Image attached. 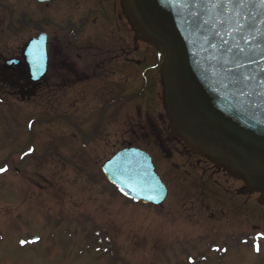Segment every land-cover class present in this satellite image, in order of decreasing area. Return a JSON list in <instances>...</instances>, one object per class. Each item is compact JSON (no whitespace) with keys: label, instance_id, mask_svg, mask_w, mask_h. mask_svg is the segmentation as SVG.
I'll return each instance as SVG.
<instances>
[{"label":"rangeland","instance_id":"374dc122","mask_svg":"<svg viewBox=\"0 0 264 264\" xmlns=\"http://www.w3.org/2000/svg\"><path fill=\"white\" fill-rule=\"evenodd\" d=\"M10 1L15 6L16 0ZM10 17L9 13L4 14L3 27L8 21L16 25L14 15L12 20L8 19ZM122 24L126 32L121 43L125 53L120 59L124 60L134 42L127 23ZM110 27L105 29L110 30ZM5 32L12 34L0 31V54L9 57L29 36L25 38L27 31L22 29ZM108 41L105 44L111 51L112 43ZM136 46L139 49V45ZM114 56L109 52L104 59L111 61ZM151 59L156 60L154 51ZM107 66L104 64V70ZM150 75L147 73L145 79L149 81ZM108 77L105 84L111 94L120 91L119 86H126L127 79L123 76ZM6 88L0 84V167L6 169L0 172V264H185L182 262L190 256H183L184 246L185 251L209 252L211 245L217 246L214 261L205 259L199 263L195 260L193 264H264V243L256 241L260 244L257 253L251 248L255 242L253 237L259 234L264 237V206L256 205V196L248 199V205L243 208V202L235 197L237 203L226 211L230 219L208 220L206 217L204 227L194 218L187 220L188 206L197 203L194 195L202 192H193V188L204 185H199L197 178L202 175L198 173L190 178L189 184L182 180L184 171H192L185 166L178 169L182 155L186 154L183 147L178 157L170 156L166 160L169 152L161 158L153 142L139 144L158 157L155 162L158 173L169 191L167 201L160 208L133 204L105 180L100 167L115 152L129 146L131 127L127 124L130 120L141 123L147 107L137 108L136 113H140L137 118L130 115L129 105L119 103L120 98L107 100L114 95H104V104L117 103L112 104L116 107L111 111L110 107L105 108L104 127H101L100 102L89 106L80 118L72 121L69 114L67 119L58 121L60 127H49L53 122L46 116L43 118L39 107L41 98L17 104L8 96L10 89L7 93ZM143 89L144 86L141 91ZM160 110L159 105L158 115L163 117ZM63 112L65 116L70 110ZM85 123L95 126L81 127ZM61 124L69 127H61ZM163 139H167L166 136ZM165 146L174 151L177 145L167 143ZM192 163L196 165L195 158ZM208 175L211 173L204 179L207 180ZM225 176L218 178L222 182ZM209 180L214 182L211 176ZM240 187L241 182L233 183V188ZM220 188L215 191L222 199L227 187L223 184ZM206 204L213 207L211 201ZM248 228L252 240L243 248L238 240L246 239L244 234ZM235 234L239 237L231 239ZM213 237L218 244L211 243ZM31 238L33 245L28 244ZM19 239L26 243L24 247ZM225 250L226 255H223Z\"/></svg>","mask_w":264,"mask_h":264},{"label":"water","instance_id":"95a60500","mask_svg":"<svg viewBox=\"0 0 264 264\" xmlns=\"http://www.w3.org/2000/svg\"><path fill=\"white\" fill-rule=\"evenodd\" d=\"M120 7L135 40L163 59L162 107L172 133L264 198V0H120ZM26 61L37 82L43 41L29 43ZM101 171L134 202L166 199L141 151L122 150Z\"/></svg>","mask_w":264,"mask_h":264},{"label":"flooded vegetation","instance_id":"af4514ba","mask_svg":"<svg viewBox=\"0 0 264 264\" xmlns=\"http://www.w3.org/2000/svg\"><path fill=\"white\" fill-rule=\"evenodd\" d=\"M10 3H12L10 0H0V31L22 29L27 33L30 30L35 31L37 36L44 35L46 38L47 67L41 80L37 83H31L22 60L24 45H19L15 50L12 49L14 52L9 57L0 54V84L7 87V93L9 92L7 89H10L8 96L14 99L17 104L20 103L19 101L24 104L26 99V101H29L32 98H41L39 107L42 109L43 118L46 115L52 116L50 120L53 123L49 127H60L58 121H60L61 114H64L62 112L67 109L73 113V116L80 118L79 116H84L85 112L89 110V106L95 102H100L98 108L101 107L102 109L101 127H104V95L111 94L105 84L107 78L110 79L108 76L121 75L128 81L133 82L139 75L140 79H143L141 88L144 86L141 91L142 99H140L139 104H135V102L128 103L130 114L134 113L139 118L138 114L140 113H136V111L137 108H143V106L147 107L148 111L141 117V123L130 120V123L127 124V127H131L129 130L131 140L127 141V144H134L135 147H138L142 142H153L159 150L161 158L165 157L162 156L165 152H169L164 158L166 160L170 156L173 158L179 155L178 152L182 145H180L178 139L162 128L167 126L164 124L162 117L158 115L155 88L156 63L154 61L152 63L150 59L149 48L146 46L141 51L134 43V47L126 51L128 54L126 55L127 59H120L125 53V48L121 45V43L123 44L125 29L122 24V16L118 12L116 0H46L43 3H38L36 0H16L15 6ZM12 6L14 9H12ZM110 6L111 8L108 9ZM3 9L11 15L8 18L9 20H12L13 15L16 17L15 26L12 21H8V24L3 27L2 17L6 13L1 11ZM106 26H111L110 30L105 29ZM107 41L112 43L111 48H113L111 51H109V46L105 44ZM109 52L112 55L115 54V56L111 61H106L107 58L104 59V55ZM136 52L141 54L140 61L129 56V54L135 55ZM16 58L19 59L16 66L4 67L6 60ZM104 64H108L106 70H104ZM140 68H143V70H140ZM147 73L151 74L149 81L145 79ZM115 94L113 92L111 95ZM93 126L95 125L85 123L81 127ZM164 136L167 139H163ZM167 143L177 145L174 151H169V146H165ZM183 149L186 153L185 155L181 154L184 164L179 163L178 169L185 166L192 171H184L183 179H181L186 180L189 184L190 178L198 173V175H202L197 178L199 185H204L203 188H193V192L197 190L202 192L194 195L197 203L188 206V211H186L187 220L188 218H194L197 224L204 227L203 222L206 217H208V220L229 218L226 211L237 203L235 197H239V202H243L241 208L246 207L248 199H252L253 196L257 197L256 201L262 202L257 195L244 194L242 187L233 188V183L236 180L225 176L226 174L223 171L214 170L212 165L204 158L193 155L184 147ZM143 150L151 156L158 170L159 168L150 149L148 150L143 146ZM193 158L196 159V167L193 166ZM202 166L205 169H202ZM170 168L172 169V167ZM199 169L200 171H198ZM207 173H211V175H208L206 180L204 178ZM220 175L225 176L222 182L227 187V189H224L222 199L215 191L216 188L221 189L220 187L223 186L218 178ZM210 176L211 180H214L213 183L209 180ZM209 201L213 203L211 208L209 207L210 204H206ZM256 205L258 204L256 203ZM236 236V234L232 235L231 239L236 238ZM244 236L246 239L238 240V244L243 248L252 240L249 228L245 231ZM215 240L216 237H213L211 243L216 244L217 241ZM216 247L211 245L212 251L209 252H192L191 250L185 251L187 247L184 246L183 256H190L186 258L185 264H189L188 260L190 259L199 263L208 259L214 261V254H217L215 253ZM222 254L226 255V250ZM203 255H206V258H203Z\"/></svg>","mask_w":264,"mask_h":264},{"label":"snow or ice","instance_id":"6c2138e0","mask_svg":"<svg viewBox=\"0 0 264 264\" xmlns=\"http://www.w3.org/2000/svg\"><path fill=\"white\" fill-rule=\"evenodd\" d=\"M247 42V41H246ZM4 171H6V169L5 168H2V167H0V172H4Z\"/></svg>","mask_w":264,"mask_h":264}]
</instances>
